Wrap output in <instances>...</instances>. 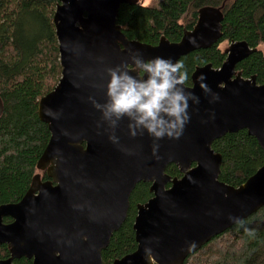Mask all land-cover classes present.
Wrapping results in <instances>:
<instances>
[{"label":"water","instance_id":"95a60500","mask_svg":"<svg viewBox=\"0 0 264 264\" xmlns=\"http://www.w3.org/2000/svg\"><path fill=\"white\" fill-rule=\"evenodd\" d=\"M135 2L58 0L53 24L61 76L37 107L50 132L37 169L45 170L49 180L35 175L18 202L0 205V245L9 251L0 264L20 258L31 264H102L101 251L126 218L130 192L152 177L153 196L137 205L132 225L136 250L112 264H182L264 205V156L255 173L233 187L219 180L222 157L211 149L225 134L245 130L264 155V82L235 71L254 52L245 41L230 44L220 68H195L191 86L185 87L198 102L189 101L190 120L179 139L154 141L147 133L131 137L124 118L114 130L118 143L109 140L112 130L89 100L104 101L106 68L122 62L131 66L132 55L175 62L222 37L223 12L206 6L178 42L161 37L153 46L129 40L116 17L120 5ZM154 143L159 145L155 155ZM191 163L196 166L190 169ZM167 164H175L182 177L163 175ZM4 218L12 221L4 223Z\"/></svg>","mask_w":264,"mask_h":264},{"label":"trees","instance_id":"16d2710c","mask_svg":"<svg viewBox=\"0 0 264 264\" xmlns=\"http://www.w3.org/2000/svg\"><path fill=\"white\" fill-rule=\"evenodd\" d=\"M224 4L222 37L206 49L179 58L188 74L197 66L219 68L226 57L219 44L245 40L250 47L264 43V0H136L119 6L116 24L129 40L156 45L161 37L178 42L191 29L203 6ZM58 0H0V205L18 202L39 173L37 162L50 138L47 124L38 117V101L61 76L53 14ZM244 77L264 81V57L252 53L238 65ZM222 157L219 180L238 187L263 163V152L245 130L227 133L212 143ZM167 172L178 175L175 166ZM43 177L45 174L43 173ZM151 197L148 185L138 182L129 196V208L120 228L101 252L102 264H112L136 250V205ZM7 221V219H5ZM214 236L182 264H264V205L255 213ZM245 229L253 234L248 235ZM9 256L0 245V259ZM16 264H31L26 258Z\"/></svg>","mask_w":264,"mask_h":264},{"label":"clouds","instance_id":"9594fccd","mask_svg":"<svg viewBox=\"0 0 264 264\" xmlns=\"http://www.w3.org/2000/svg\"><path fill=\"white\" fill-rule=\"evenodd\" d=\"M189 42L195 44L192 39ZM130 62L131 68L128 62H122L105 69L102 103L89 97L102 121L112 130L109 140L118 143L114 130L124 118L128 120L131 137L147 133L154 141L179 139L190 120L189 101L198 102V97L185 87L188 74L184 63L159 56L144 59L140 55H132ZM133 71L136 75L131 74ZM199 80L202 90L209 91L202 82L203 76ZM46 114H50L49 110ZM158 147L157 143L153 144V155ZM245 232L253 234L248 229Z\"/></svg>","mask_w":264,"mask_h":264},{"label":"flooded vegetation","instance_id":"af4514ba","mask_svg":"<svg viewBox=\"0 0 264 264\" xmlns=\"http://www.w3.org/2000/svg\"><path fill=\"white\" fill-rule=\"evenodd\" d=\"M197 17H198V14H197ZM197 20V19H196ZM195 23H196V21H195ZM195 25V24H194ZM194 25H193V27H194ZM192 27V28H193ZM191 28V29H192ZM191 29H184V30H191ZM183 30V31H184ZM183 34V33H182ZM182 37V36H181ZM181 39V38H180ZM218 43V42H217ZM154 46V45H153ZM225 51H226V49H225ZM226 58V57H225ZM243 61V60H242ZM239 64V63H238ZM237 64V65H238ZM222 65V64H221ZM204 66V65H203ZM197 67H200V66H197ZM130 68H131V66H130ZM213 68V67H212ZM220 68V67H219ZM236 68H237V66H236ZM236 68H235V71H236ZM215 69H218V68H215ZM195 70V69H194ZM135 72V71H134ZM193 73V72H192ZM252 77V76H251ZM250 77V78H251ZM249 78V79H250ZM264 82V81H263ZM262 82V83H263ZM262 83H257V84H262ZM186 85V84H185ZM186 86H191V76H190V84L189 85H186ZM211 149H212V145H211ZM214 151V150H213ZM215 152V151H214ZM170 165H173V166H175L176 167V169H177V171H178V175H171V174H169V172H167V169H168V167L170 166ZM196 166V164L195 163H191V165H190V169L191 168H193V167H195ZM37 170H39V169H37ZM43 173L45 174V177L46 178H44L43 176ZM36 175H39V177H40V179H41V181H46V180H49V177L47 176V174H46V171L45 170H39V173H37ZM163 175H166V176H169L171 179H174V178H177V179H180L181 177H182V175H183V173H181L180 172V170H179V168L175 165V164H167L165 167H164V169H163ZM140 182H143V183H146L147 185H148V190H149V192H150V194H151V197L153 196V193L150 191V186H151V184L153 183V182H155V178L154 177H152L150 180H148V181H140ZM135 187V186H134ZM170 187V184L169 183H167L166 185H165V188L167 189V188H169ZM133 190V189H132ZM27 192V191H26ZM132 192V191H131ZM131 192H130V194H131ZM130 196V195H129ZM150 197V198H151ZM149 198V199H150ZM148 199V200H149ZM147 200V201H148ZM129 201V200H128ZM146 201V202H147ZM146 202H144V203H146ZM144 203H139V204H144ZM139 204H137V205H139ZM137 205H136V207H137ZM128 208H129V206H128ZM127 211H128V209H127ZM136 212H137V208H136ZM126 215H127V213H126ZM5 219H7V221H5ZM12 220L10 219V218H4L3 219V222L4 223H10ZM7 246V245H6ZM8 247V246H7ZM9 252V251H8ZM102 252V251H101ZM9 257V256H8ZM7 257V258H8ZM6 259V258H5ZM16 260H18V259H16ZM31 261V260H30ZM13 263H15V260L13 261ZM16 264V263H15Z\"/></svg>","mask_w":264,"mask_h":264},{"label":"rangeland","instance_id":"374dc122","mask_svg":"<svg viewBox=\"0 0 264 264\" xmlns=\"http://www.w3.org/2000/svg\"><path fill=\"white\" fill-rule=\"evenodd\" d=\"M139 1H140L141 3H143V4H147V3L149 2V0H139ZM224 4H225V3L223 2V6L221 5V6H220V9L224 8ZM203 7H206V6H203ZM203 7H201V8H203ZM209 7H213V6H209ZM201 8L198 9L197 14L199 13V10H200ZM216 8H219V7H216ZM238 41H239V40H238ZM241 41H245V40H241ZM234 42H236V41H231V42H229V41H227V40H224V41H222V42L219 44V46H220V48H222V49H227V48L230 46V44H231V43H234ZM245 42H247V41H245ZM247 44H248V43H247ZM248 45H249V44H248ZM251 48L254 50L253 53H260L261 56L264 57V43H259L258 45L254 46V47H251ZM236 73H240L241 77H243L244 79H249V78H250V77H244L243 74H242V72H241V70L238 69V66H237V68H236ZM252 76L255 77V82L258 83V80H257V78H256V75H252Z\"/></svg>","mask_w":264,"mask_h":264}]
</instances>
